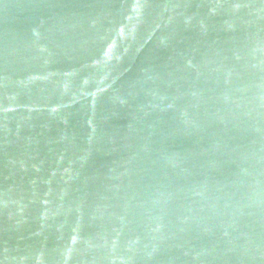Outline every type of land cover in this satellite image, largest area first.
Listing matches in <instances>:
<instances>
[{"label":"water","instance_id":"water-1","mask_svg":"<svg viewBox=\"0 0 264 264\" xmlns=\"http://www.w3.org/2000/svg\"><path fill=\"white\" fill-rule=\"evenodd\" d=\"M0 264H264V0H0Z\"/></svg>","mask_w":264,"mask_h":264}]
</instances>
